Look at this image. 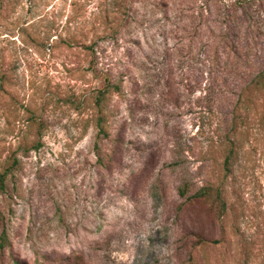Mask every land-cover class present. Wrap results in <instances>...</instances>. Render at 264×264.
<instances>
[{"label":"rangeland","instance_id":"374dc122","mask_svg":"<svg viewBox=\"0 0 264 264\" xmlns=\"http://www.w3.org/2000/svg\"><path fill=\"white\" fill-rule=\"evenodd\" d=\"M1 6L0 264H264V0Z\"/></svg>","mask_w":264,"mask_h":264},{"label":"trees","instance_id":"16d2710c","mask_svg":"<svg viewBox=\"0 0 264 264\" xmlns=\"http://www.w3.org/2000/svg\"><path fill=\"white\" fill-rule=\"evenodd\" d=\"M4 0H0V11L3 6L2 3ZM89 49L93 50V45L88 46ZM262 68H256L253 71H249V73H242V82L240 87V92L238 94L237 99V109L238 108H244L247 111H251L252 106V94L253 92L260 93L264 95V62L262 63ZM120 85L113 81L109 75L106 76L105 79V85L102 89H100L98 92H96L94 99L97 100L98 103L102 101V99H105L106 93L115 90L120 91ZM241 105V106H240ZM237 113V115H236ZM234 115V121L239 118L238 111ZM240 117L244 120L246 119V116ZM35 122H38L36 117L33 118ZM39 127L41 129L42 125L41 122H38ZM41 145L40 139L33 142L31 145V149H38ZM228 161V160H227ZM19 163V159L15 156L12 158V162L10 165L6 166L4 171L0 173V190H3L6 185V179L8 174L16 168L17 164ZM193 197L198 199L199 201H202L207 207V209L210 211V213L214 216L220 217L222 216L227 208V202L224 197V189L221 187H216L214 185H205L198 189L194 194ZM6 233H3V237L1 238L0 247L4 248L6 246L5 241Z\"/></svg>","mask_w":264,"mask_h":264}]
</instances>
